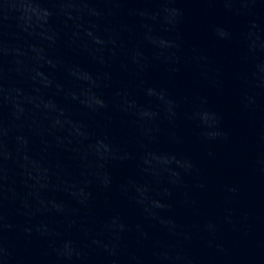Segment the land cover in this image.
Segmentation results:
<instances>
[{
	"label": "water",
	"instance_id": "1",
	"mask_svg": "<svg viewBox=\"0 0 264 264\" xmlns=\"http://www.w3.org/2000/svg\"><path fill=\"white\" fill-rule=\"evenodd\" d=\"M0 28L264 56V0H0Z\"/></svg>",
	"mask_w": 264,
	"mask_h": 264
}]
</instances>
